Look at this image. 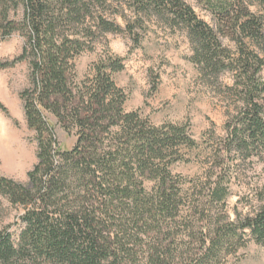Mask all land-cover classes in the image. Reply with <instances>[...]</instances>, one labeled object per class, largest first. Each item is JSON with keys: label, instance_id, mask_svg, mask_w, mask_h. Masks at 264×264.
Returning a JSON list of instances; mask_svg holds the SVG:
<instances>
[{"label": "trees", "instance_id": "16d2710c", "mask_svg": "<svg viewBox=\"0 0 264 264\" xmlns=\"http://www.w3.org/2000/svg\"><path fill=\"white\" fill-rule=\"evenodd\" d=\"M193 1L213 24L189 0H0V37L25 40L13 65L30 68L21 98L38 147L27 186L0 175V195L24 210L17 234L0 233V264H237L250 242L264 246V205L234 218L227 207L234 159L264 157V0ZM118 16L136 43L148 20L185 33L202 79L231 102L204 178L189 187L174 170L199 144L188 126L126 111L114 79L123 59L107 55L77 82L75 60L123 32ZM49 116L75 137L71 149Z\"/></svg>", "mask_w": 264, "mask_h": 264}, {"label": "rangeland", "instance_id": "374dc122", "mask_svg": "<svg viewBox=\"0 0 264 264\" xmlns=\"http://www.w3.org/2000/svg\"><path fill=\"white\" fill-rule=\"evenodd\" d=\"M189 3L201 19L213 24L212 18L193 0ZM127 20L132 15L124 11ZM21 18V13L17 16ZM116 23L123 29L120 34H106L94 46L75 60L77 82L92 75L93 66L107 55L123 59L125 69L114 75L119 88L128 95L125 109L139 111L153 125H185L199 144L193 153L185 152L187 162L174 172L187 181L203 179L207 159L218 148L225 135L228 102L202 79L199 68L192 62V48L187 35L171 30L157 19L145 21L138 29L139 43L126 33V22L118 16ZM224 44L234 52L231 43ZM25 40L20 34L0 37V175L23 185L29 184L28 173L37 164L36 133L26 122L21 94L30 88V68L26 62L15 61L21 56ZM8 66H4L7 65ZM223 86L232 85V75L220 80ZM57 141L64 149H71L75 137L52 117ZM218 172V170H217ZM227 173L231 177L229 214L246 213L250 208L264 205V157L247 161L234 159ZM148 186H151L150 184ZM22 207L13 206L0 195V233L17 234L21 227ZM236 262V261H235ZM19 264H27L21 262ZM237 264H264V246L250 242L242 249Z\"/></svg>", "mask_w": 264, "mask_h": 264}]
</instances>
